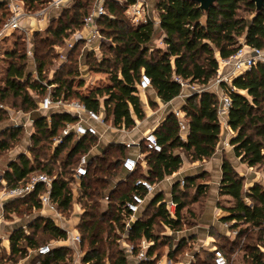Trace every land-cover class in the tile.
Wrapping results in <instances>:
<instances>
[{
	"label": "trees",
	"instance_id": "1",
	"mask_svg": "<svg viewBox=\"0 0 264 264\" xmlns=\"http://www.w3.org/2000/svg\"><path fill=\"white\" fill-rule=\"evenodd\" d=\"M22 1L27 10L38 11L40 6L44 7L46 4V0ZM96 1L74 0L70 7L63 9L58 18L52 20L48 29L51 36L39 37L38 33L33 35L34 59L35 65H38V77L33 80L32 74L26 69L29 59L25 35L18 36L14 48L7 52L12 61L6 74L7 87L2 89V98L6 96L3 92L7 89L17 96H23L27 88L44 97L47 87L57 84L55 97L81 100L88 108L96 111L106 108L113 116L115 127L130 129L136 125L134 116L139 120L146 117L136 86L142 73L150 77L152 88L158 97L164 103H169L182 94L183 83L207 86L218 73L219 59L232 58L244 46L264 49V7L262 12L255 15L256 6L252 0H217L215 6L207 13L192 0H156L158 27L165 36L164 48L151 46L157 30L154 19L149 17L145 22L140 21L135 25H131L126 19L128 8L139 0H102L106 14L99 19L98 25L104 36L112 38L109 46L112 55L100 60L94 59L93 68L99 72H109L108 83L86 93L82 91L84 81L78 80V70L70 69L67 71L71 74L69 77L61 76L60 71L72 63L77 47L69 51L68 59L60 63L54 77L46 80L43 68L54 46L64 44L66 38L82 27L85 17L93 10ZM0 10H6L2 2ZM6 18L0 21V26ZM105 45L106 43L102 42V46ZM78 57L76 58L79 59ZM221 85L232 101L228 126L235 132L231 139L235 155L249 167L263 166L264 173V62H259L245 73L234 77L231 84L224 82ZM100 97L103 98V104ZM23 99L28 108H37V99L34 100L29 93L26 92ZM219 99L217 93L208 89L192 92L182 107L188 128L186 139L183 140L180 136V120L174 113H170L155 131L163 147L162 151L147 152L143 149V152L147 153L145 160L149 169L148 175L137 170L128 177L130 185L126 179L122 182H126L129 188L119 194L118 189H113L112 186L113 183L122 184L118 177L122 172V161L127 157L126 146L112 143L99 155L89 157L88 175L79 193V201H83L84 209L81 214L82 223L78 226L81 233L86 232L88 239L89 248L83 259L86 264H106V252L103 247L109 238L112 239L111 245L118 248L111 251L110 264L129 263V257L119 247L117 240L120 238L118 231L122 232L125 227L123 208L132 192L137 189L134 187V181L139 178H146L152 183L163 181L183 166L181 153L192 162L210 159L217 150L221 135ZM74 121V117L63 112L53 113L50 117L40 115L35 120L37 131L32 136L35 145L59 137L66 124ZM19 134L20 128H15L9 133L4 132L3 136H7V139L0 140V153L15 145ZM96 143L95 136L75 140L74 135H69L56 147L50 160L43 163L39 160L40 154L36 152L34 162L26 155H21L18 161L10 164L2 180L6 181L8 187H15L25 183L29 175L35 172L55 176L51 198L59 210L66 214L73 207L69 171L77 166L82 155L90 153ZM67 146L71 148L67 158L62 160L59 171L55 170V160ZM114 148L116 152L112 153ZM69 166L71 169H68ZM222 170L219 194L229 197L230 200L229 205L222 206L228 214L222 217L221 221L228 223L237 233V237L233 240L224 238L226 243L218 248L226 253L229 264L228 253L232 254L237 248L244 252L247 264H264V184L256 182L246 188L245 178L227 158L223 159ZM199 177L204 178L205 175ZM194 180V177H186V186L193 185ZM180 184L176 183L172 192L173 200L177 203L175 217H171L166 210L164 195L158 193L148 205L155 208L154 213L147 217L141 214L133 224L128 241L134 244L136 253L142 239L153 242L147 250L148 259L139 264H157L159 258L154 256L155 251L160 245L166 246L172 242V236L161 240L160 234L154 230L157 222L172 231L180 230L183 225L182 211L188 206L183 198L188 194L185 189H181ZM206 188V184L198 185V194L204 193ZM43 190V186L39 184L32 194L22 198L23 201H10L5 209L8 204L21 202L28 208L38 210L41 208L39 197ZM140 192L146 195L145 190ZM106 196L110 197V202L103 208L101 201ZM193 200L197 201V197ZM102 221L106 224L108 222V225L102 226ZM32 224L35 229L33 234L27 233L23 228L11 233L10 254L0 256V264H7V261H3L5 258L17 261L16 258L28 255V248L34 249L43 245L36 239L39 229L48 233L53 240L67 238L66 230L56 226L51 219L38 217ZM115 227L118 229L116 232ZM104 232L108 233L106 239ZM115 240L118 245L113 243ZM187 243L188 239L182 238L176 247L171 245L168 257L172 261L177 260L178 254H181ZM69 250L65 246H53L49 255L39 259V264H66ZM205 253V258L199 259L198 255L199 261L194 264H214L213 253Z\"/></svg>",
	"mask_w": 264,
	"mask_h": 264
},
{
	"label": "built area",
	"instance_id": "2",
	"mask_svg": "<svg viewBox=\"0 0 264 264\" xmlns=\"http://www.w3.org/2000/svg\"><path fill=\"white\" fill-rule=\"evenodd\" d=\"M71 0H46L44 7L38 11L30 13L22 0H0L4 3L6 10L8 12L7 18L2 22L0 26V42L4 41L6 38L11 37L16 32H21L25 35L26 40V53L29 61H33L32 64L35 65L34 59V48H33V33L30 28L25 25L26 19H38L45 16L51 9L63 8ZM133 8V13L131 15L132 22L134 24L140 21H146L144 15L145 1L139 0L136 4L131 5L127 11ZM106 14L105 7L102 0H97L93 10L85 17L81 31L74 34L72 40L65 39L66 48L60 51V57L62 61L68 59L69 51L74 50L81 43L84 45L85 49L98 50L102 45V35L98 29L99 19ZM247 46L241 48L232 58L224 60V63L231 66V70L227 73H220L216 78V84L219 88L222 87L221 83L231 84L232 79L238 75H241L251 69L259 62H264V49L250 48L248 51L245 50ZM64 51V52H63ZM38 77V76H37ZM36 77V78H37ZM138 93L144 92L150 87H152L150 77L142 73L141 80L136 84ZM184 88L189 87L192 92L200 91L194 85L183 83ZM57 84H52L47 87V93L42 98H36L37 100V111L41 115L50 117L53 113H66L74 117L75 121L67 123L64 127L62 133L59 137L55 139L56 147L60 145L64 138L69 135H74L75 140H80L85 136H99L98 124L105 123V112L104 109L98 111L90 109L86 106L84 102L78 99H66L64 96L55 97V89ZM202 89H208L215 92L219 96L218 105V115L220 121H223L227 116L229 117V110L231 107V98L224 92L220 94L217 89L212 88L209 84ZM223 89V88H222ZM224 91V90H223ZM175 116L180 120V136L183 140L187 137V125L186 122L180 119V111H174ZM124 128V127H123ZM144 146L147 152H161L163 147L159 143L158 137L155 132H148L145 134L142 143H125L126 148L131 146ZM91 151L89 154H84L79 158L78 164L72 170V179L74 180V186L72 188V196L75 198L82 190L83 182L85 177L88 175V162L91 156ZM139 160L133 156H127L122 161V172L131 176L134 172L138 170ZM55 176L48 175L46 173H32L26 179L25 183L19 184L15 187H8L6 181L2 180V186L0 187L1 196V214H0V234H1V224L4 219L3 206L10 201L15 199H22L32 194L37 186L41 184L44 188L43 192L40 194L39 200L41 203L40 209H46L47 214L44 218L51 219L56 226L66 230L67 238L62 240L61 243L66 241L72 242L73 244H79L82 240L79 231L70 230L66 218L63 213L59 210L57 204L51 198V191L53 188V182ZM180 186L184 189L185 180L182 179ZM155 184L146 178H139L134 181V187L137 189L132 192L131 197L126 201L123 211L125 212V227L122 232L118 231L120 238L118 242L121 243L120 248L125 252L129 259L134 260L135 263L139 264L141 261L147 260V248L152 245L153 242H149L146 239H142L140 244V250L136 253L134 244L128 241L129 233L135 221L143 213L146 207L147 201L146 197L155 193ZM141 190L146 191V195H142ZM106 202H110V197L106 196L104 198ZM166 205V210L171 217H175V212L177 209V203L170 199L164 201ZM45 210V211H46ZM232 235L237 237V233L232 230ZM53 246L51 244H43L37 248H28V255L31 259H40L51 253ZM147 249V250H146ZM213 263L214 264H229V258L226 253L215 248L213 250Z\"/></svg>",
	"mask_w": 264,
	"mask_h": 264
},
{
	"label": "rangeland",
	"instance_id": "3",
	"mask_svg": "<svg viewBox=\"0 0 264 264\" xmlns=\"http://www.w3.org/2000/svg\"><path fill=\"white\" fill-rule=\"evenodd\" d=\"M144 1H145L144 15H145V18L147 20V18H149L148 17L149 13L152 11L154 12L156 0H144ZM73 2H74V0L69 1L65 5V7H70L73 4ZM42 8L43 7L40 6L38 9L40 10ZM35 10H32V9L29 10L28 9V11L30 13L35 12ZM51 11H52V9H51ZM132 13H133V8L126 12V15H127L126 19L128 20V22L131 25H135L131 19ZM7 16H8V12H6V10H0V21ZM51 23H52V20L50 19V17H48L44 21V24H38L37 23L36 28L40 29V30H36V32L34 34L38 33L39 37L51 36V34L48 33V29H49ZM54 25H56V24H54ZM98 29H99V31L101 30L99 25H98ZM78 32H82L81 28L76 30L74 33H72L67 38V40H72L74 38V34L78 33ZM100 33H101V31H100ZM21 34H22L21 32H16L11 37H8L4 41L0 42V90H1L0 91V140L3 138L7 139V136L6 137L3 136L4 132L9 133V131H11L15 128H20L19 140L9 150L3 151L0 153V182H1V186H2V179H3L4 173L9 169V166L12 162L18 161V158L21 155H26L29 159H31L32 162H34V153L36 152V153L40 154L39 160H41V161H43V163H45L46 161L51 159V155L56 150V144L54 142L56 138H54L52 140H45V141H42L39 145H35L33 137H32L37 131V128L35 127V120L41 114L37 111V108L36 109L35 108H28V105L26 104V102H24L23 96L27 92L35 100L36 98H42L40 95H38L37 93L32 91L31 88H29V89L27 88V90H25V93L22 94L23 96H17L12 91H9L7 89L3 92V93H6V96L4 98H2V89H5V87H7V85H6V74H7L8 68L11 64V61H12L7 56V52H8V50H11L14 48L15 40ZM101 35H102V42L106 43L105 46L101 45L98 50H90V49L84 50L83 47L85 44L81 43L80 45H78L77 51L72 58V63L67 64L66 68L60 71V74L62 77H69L71 74L67 73L68 70H70V69L73 71L78 70L79 74H80L78 80L84 81V86L82 88V91L86 92V93H88L92 89H95L96 87H103L109 81L108 80L109 75H110L109 72H104V71L99 72L93 68V64L95 62L94 59L100 60L104 57H111V55H112V53L109 51V46L111 45L112 38L109 39L106 36H104L102 33H101ZM66 42L67 41H64V44H60V45L57 44L54 46L53 51L51 52V55L49 56L48 61L46 62L45 67L43 68V71H44L43 76L46 78V80L50 79L51 77H54V73L56 72V70L61 65L60 63L66 62V61H62L61 57H60V51H62L63 49L66 48ZM57 43H60V42H57ZM79 53H80V56L78 57ZM54 55H57V56H54ZM76 57H78L79 59H77ZM32 62L28 60L27 64H26V61H24L23 63L26 64L27 71L32 74L33 78H31V79L33 80L34 78H36L38 76V72L36 69L38 65H34V64H32ZM75 74H76V72H75ZM72 78L73 77L71 76L70 79H72ZM45 83H46V81H45ZM75 85H77V84L75 83ZM194 86H196L197 88L200 89V87L202 85L197 84ZM186 89H188V87H186ZM146 95L148 97V100H150V95L148 92H146ZM141 96L144 97V95H141ZM100 98L102 99V97H100ZM180 98L181 97L176 98L174 100V102L181 100ZM150 107L153 110V112L157 111V105H155L154 103H150ZM104 112H105V116H106V123H107L106 126H109L112 123L113 116L106 110V108H104ZM158 113H159L158 118L163 119L166 115L165 108H162ZM116 128H118V127H116ZM111 135L104 136L102 139L97 137V143L93 147L99 145V142H100L101 147H100L99 152L102 153V150H103L102 148H106V147H108L109 144L115 143L114 141L118 140L119 136H120L119 132H115V134H113L112 137H111ZM98 147L99 146H97L96 148H98ZM70 149L71 148L67 146L61 152V154L57 157V159H56L57 162L55 160V163H54L56 165V166L54 165L55 170L59 171V166L62 165V160H66L68 152L70 151ZM176 151H178V150H176ZM111 152L115 153L116 148L111 150ZM184 157L187 158L190 163H192V164L195 163V162H192L186 155ZM70 167L71 166H69L68 169H71ZM138 170L143 171L144 170L143 166L139 164ZM255 170H256V172L260 173L261 175L263 174V166H260V167L258 166L255 168ZM71 171L72 170L69 171V174H70L69 175V181L71 183V187L73 188L75 183H74V180L72 179V172ZM195 172H196V170H195ZM201 175L202 174L200 173V171L197 172L195 174V176H193L195 178L193 185L186 186V184H185L183 187L185 189L186 193L188 194V196L186 198H183L187 201L188 206L186 208H184V210L182 211L184 223L180 227V230L172 231L168 227H165L164 225H162L160 222H157L155 224L154 230L156 233L160 234L161 240L163 238H165L167 235L172 236L171 244H168L166 246L160 245L159 248L155 251L154 256L155 257L157 256L159 258L157 264H159L160 261H165L166 257L168 258V253H169L171 245L173 248L176 247L182 238H184V237L187 238L189 236V234L192 233V231H196V229H197L196 227L200 226L201 218H203L204 212H205L206 207H207V203H209L208 202V200H209L208 193L210 190V187L207 186L204 193L198 194L197 186L202 184L201 182L203 180H209V179H205V178L204 179L200 178L199 176H201ZM67 177H68V174H67ZM120 177H121V175L118 178L121 179ZM126 180H127V183H129V185H130L128 177L126 178ZM123 181L124 180L121 179V183ZM261 183L264 184V179L261 180ZM245 185L247 188V183H245ZM113 186H114V188L118 189L117 194H119L120 192L125 191L129 188L127 186L126 182L122 183V184L113 183ZM203 190H204V188H203ZM79 196H80V194L76 197V201H74V203H77L78 207L83 210L84 209L83 208V201L82 200L79 201ZM194 197H197V201H195V202L193 200ZM23 200L21 199L20 201H23ZM107 205H108V202H106L105 200L102 199L101 207L105 208ZM226 205H229V200H226L224 198L218 202L219 208H222V206H226ZM6 209L8 211V212L7 211L5 212V216L7 217L6 223L15 222L16 223V224L14 223L15 226H17L18 224H28L29 222L33 221L31 219H33L37 215L35 209L28 208V206L25 203H21V202H17L14 205L8 204ZM74 211L75 210L72 207V210L70 212H67L66 214L63 213V216L65 218H68V219L73 218ZM154 211H155L154 207L147 206L144 209L142 215H143V217H145V216L147 217V216L152 215L154 213ZM81 220L82 219L79 220L77 226H79L82 223ZM10 225H11L10 227L4 226V228H3L6 234H7V231H11V229H13L15 227L13 224H10ZM107 225H108V222L106 224L105 221H102V226L106 227ZM68 228L70 230H73V228H70V227H68ZM115 228H116L115 229V232H116L118 229H117V227H115ZM34 231H35V229L31 225L27 229V233H30V234H33ZM78 231H79V229H78ZM11 233H12V231H11ZM79 233L81 235L82 240L77 245L73 244L72 242H68V241H66L64 243H59L62 240L51 239V237L48 233L42 232V229H39L36 232V239L38 240V243L40 245L49 243L54 247L60 246V245L68 247L70 250H69V253L67 255V260L65 261L66 264H86L83 259L86 255V251L89 248L88 239H87V236L85 234L86 232L83 234L79 231ZM210 233H212V235L215 236L214 239L216 240V242H214V244L217 246V248L219 247V245L226 243L224 238H221L222 237L221 235L218 236V233L216 232V228H214V227L211 228ZM9 235H10V233H9ZM103 236H104V238L107 237L108 233L104 232ZM110 239L111 238H109L107 240L105 246L103 247V249H105V252H106V255H105L106 256V264L112 263V259L110 257L111 251L113 252L116 249H118L113 244H112L113 246L111 245L110 242L112 241V239L111 240ZM189 239H191L190 243H187V246L183 249L181 254H178L177 260L173 261L174 264H176V263L182 264V262H185L184 260L189 257L188 255H191L194 253H198L199 259L205 258V256H206L205 250L202 249V247H199L197 243L193 242L192 237ZM113 243L115 245L119 244V247L121 246V243H119L118 240H117L118 244L116 243V240ZM138 249L140 250V247ZM9 254H10V250L8 251L5 248L0 246V256H2V255L8 256ZM228 254L230 257V264H247V262L245 261L244 252L239 250L238 248L232 254L231 253H228ZM6 259L7 258H5L3 261H7L6 262L7 264H39V259H34V258L31 259L29 257V255H27L23 258H16L17 261H13V260L9 261ZM40 259H42V258H40ZM199 259H197V260L199 261ZM128 264H135V263L132 259H129Z\"/></svg>",
	"mask_w": 264,
	"mask_h": 264
},
{
	"label": "crops",
	"instance_id": "4",
	"mask_svg": "<svg viewBox=\"0 0 264 264\" xmlns=\"http://www.w3.org/2000/svg\"><path fill=\"white\" fill-rule=\"evenodd\" d=\"M96 4V3H95ZM63 8H55L52 9V11L50 10L45 16L38 18V19H26L25 21V25H27L30 28V31L34 34L36 32V30H40L36 28V24H44V21L50 17L51 20H53V18H58L61 14V12L63 11ZM145 9V8H144ZM50 15V16H49ZM148 17L154 19L155 24L157 26V30H156V34L155 37L152 41V47H159V48H164L165 44H164V33L163 31L160 29V27H158L159 25V18H158V14L156 13V10L154 8V12H150ZM33 21V22H32ZM37 22V23H36ZM35 23V24H34ZM82 28V27H81ZM246 51H248V46L245 48ZM220 62V67L218 70L217 75L215 76V78H213L210 82H209V86H211L214 89H217L219 91L220 94H223L224 91L221 88H219V86L216 84V78L218 77V75L220 73H227L231 70V66L227 65L224 63V60L219 59ZM197 85V84H194ZM205 86H201L200 89L202 90V88ZM146 92L149 93L150 95V100H148V97L146 95ZM143 105V108L145 110V114L146 117L142 120L137 119L135 116V121H136V125L133 128L130 129H126V128H116L114 126L113 123V119H112V123L109 126H106V120L104 124H98V131H99V138H103L104 136L107 135H113L115 134V132H119V139L114 141L115 143L118 144H124L125 143H136V142H140L142 143L145 137V134L148 132H155L157 130L158 127H160L164 121L166 120L167 116L170 113H174L175 110L180 111V119L183 120L184 122H186L185 119V113L182 110L183 105L186 102V99L188 96H190L192 94V90L188 87V89H186V87L183 89V92L180 96L181 97L179 101L174 102H169V103H164L157 95V92L150 87L149 89H147L144 92H139L138 93ZM141 95H144V97H142ZM177 97V98H178ZM101 104H103V98L100 99ZM154 103L155 105H157V111L153 112V110L150 107V103ZM165 108V112L166 115L163 119H159V111ZM103 110V108H101ZM221 135H220V140L217 146V150L215 152V154L210 158V159H206L203 161H197L194 164L190 163L188 161L187 158H185L184 153H181V156L183 157V167H181V169L177 172H175L173 175L167 177L166 179H164L163 181L154 183L155 186V193L152 195H148L146 197V207L149 205V203L151 202V200L154 198V196L158 193H162L164 195V201H168L170 199H173L172 196V192H173V187L176 183L181 182L182 179L185 180L186 177H193L195 176V174L197 172L200 171V173L203 175H205V179H209V180H203L201 183L202 184H206L207 186L210 187L209 193H208V197L209 200L207 203V207L206 210L204 212L203 218H201V222H200V226L196 227V231H192V233L189 234V236L187 237V239L189 240L188 243H190L189 238L192 237L193 242L197 243L199 247H202V249H204L207 252L212 253L213 250L215 248H217V246L214 244V242H216V240L214 239L215 236L212 235V233H210L211 228H216V232L218 233V236L221 235V238H229L231 240L235 239L236 237H234L232 235V229L230 227V225L228 223H224L221 221V218L226 216L228 213L226 211H224L222 208L218 207V202L221 201V199H226V200H230L229 197L226 196H220L219 194V190H220V182L222 179V174H223V170H222V166H223V159L227 158L234 166V168L236 169V171L245 178V183H247V187L251 186L252 184L259 182L261 183V180L264 179V173L261 175L260 173L256 172L255 168L256 167H249L247 164L242 163L241 159L239 157H237L235 155L234 152V146L231 144V139L235 136V132L228 126V116L227 118H225L223 121H221ZM111 135V137H112ZM109 142V141H108ZM101 143L99 142V146L98 148H96L97 146L93 147L91 149V156H96L99 155L101 152L100 151V145ZM112 144V143H111ZM110 145V144H109ZM108 145V146H109ZM103 150L105 148H102ZM144 146L140 145V146H131L126 148L127 150V156H133L136 157L139 160V164L143 166L144 170L143 173L145 175H148V166H147V162L145 160V156H146V152H143ZM102 150V151H103ZM196 170V172H195ZM121 179L125 180L127 177H129L127 174H125L124 172H121ZM202 178V179H204ZM121 179H119V181H121ZM4 181V180H3ZM114 189V186H112ZM112 191V188H111ZM79 195V194H78ZM77 195V196H78ZM1 192H0V214H1ZM76 196V197H77ZM76 197L73 198V208H74V213H73V218H66L69 227L70 228H75V230L78 231V222L81 219V214L83 212L82 209H80L78 207L77 203H74V201H76ZM145 207V208H146ZM144 208V209H145ZM46 209H38L35 210L37 215L36 217H34V219L38 218V217H45L47 214V210ZM7 210L5 209V205L3 206V212H4V221L1 224V234H0V246L5 248L6 250H10V246H11V241H10V236H11V231H15L17 229L23 228L26 229L25 231L27 232L28 227H30V225L33 223V221L29 222L28 224H18L17 226L14 225L15 222L13 223H6V216H5V212ZM8 212V211H7ZM10 224H13L15 227L13 229H11V231H7V234L4 231V226H11ZM16 224V223H15ZM171 230V229H170ZM10 235H9V233ZM168 236V235H167ZM185 238V237H184ZM2 239V240H1ZM61 243V242H59ZM194 243V244H195ZM63 246V245H60ZM189 257L186 258L184 261L182 262V264H191L196 263L197 262V256L198 253H194L191 255H188ZM169 258V257H168ZM167 257L165 258V261H160L159 264H174L173 261ZM193 260V261H192ZM134 261V260H133ZM135 263V262H134ZM192 263V264H193ZM137 264V263H135ZM178 264V263H176Z\"/></svg>",
	"mask_w": 264,
	"mask_h": 264
},
{
	"label": "water",
	"instance_id": "5",
	"mask_svg": "<svg viewBox=\"0 0 264 264\" xmlns=\"http://www.w3.org/2000/svg\"><path fill=\"white\" fill-rule=\"evenodd\" d=\"M192 1L198 3L200 5V8L206 13L209 12L210 9L212 7H214L215 4L217 3V0H192ZM252 1L255 3V6H256L255 15H257L260 12H262V10H263L264 0H252ZM43 116H45V115H43Z\"/></svg>",
	"mask_w": 264,
	"mask_h": 264
}]
</instances>
